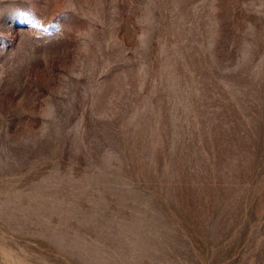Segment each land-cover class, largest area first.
I'll return each instance as SVG.
<instances>
[{
  "label": "rangeland",
  "instance_id": "1",
  "mask_svg": "<svg viewBox=\"0 0 264 264\" xmlns=\"http://www.w3.org/2000/svg\"><path fill=\"white\" fill-rule=\"evenodd\" d=\"M0 264H264V0H0Z\"/></svg>",
  "mask_w": 264,
  "mask_h": 264
}]
</instances>
